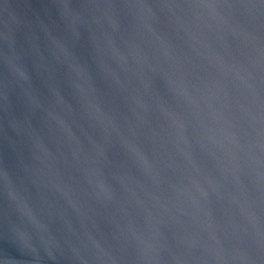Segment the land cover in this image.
I'll list each match as a JSON object with an SVG mask.
<instances>
[{"label": "water", "instance_id": "obj_1", "mask_svg": "<svg viewBox=\"0 0 264 264\" xmlns=\"http://www.w3.org/2000/svg\"><path fill=\"white\" fill-rule=\"evenodd\" d=\"M0 264H264V0H0Z\"/></svg>", "mask_w": 264, "mask_h": 264}]
</instances>
